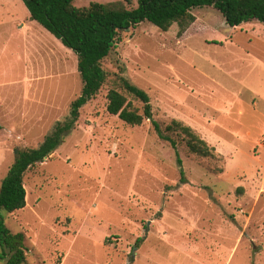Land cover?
<instances>
[{
  "label": "rangeland",
  "instance_id": "obj_1",
  "mask_svg": "<svg viewBox=\"0 0 264 264\" xmlns=\"http://www.w3.org/2000/svg\"><path fill=\"white\" fill-rule=\"evenodd\" d=\"M95 1L138 4H73ZM192 13L182 36L176 23L163 31L148 21L120 33L101 90L26 172V206L4 214L24 234L23 264H264V25L230 26L209 5ZM123 76L149 94L162 127L182 121L213 155L172 133L181 168L151 120L133 126L110 114L111 89L143 110ZM82 88L77 54L30 19L24 0H0V185Z\"/></svg>",
  "mask_w": 264,
  "mask_h": 264
},
{
  "label": "trees",
  "instance_id": "obj_2",
  "mask_svg": "<svg viewBox=\"0 0 264 264\" xmlns=\"http://www.w3.org/2000/svg\"><path fill=\"white\" fill-rule=\"evenodd\" d=\"M130 3V0H126ZM135 8H127L123 2H91L87 7H77L73 0H24L30 19L39 22L62 43L72 49L78 57V71L83 82L81 95L70 107L69 115L57 121L43 142L35 148L18 152L16 161L10 166L0 185V259L6 264L26 262L27 246L22 232L14 233L5 223V213H13L26 206L27 190L24 177L35 164L43 162L63 142L80 117V110L92 100L106 81L102 61L116 46L120 33L136 28L148 21L163 31L173 24L179 26L182 36L196 17L192 10L206 5L213 6L225 17L230 26L257 20L264 25V0H137ZM124 71V68L122 69ZM122 86L143 103V110L133 108L127 97L117 89L108 92L107 111L117 115L127 124L141 125L149 119L157 136L170 143L182 168L175 133L185 142L190 152L207 157L213 155L214 147L200 137L191 126L180 120H172L165 127L154 119L149 94L126 77ZM181 180L184 171L181 169ZM141 238L137 240L139 243ZM132 264V263H131Z\"/></svg>",
  "mask_w": 264,
  "mask_h": 264
}]
</instances>
